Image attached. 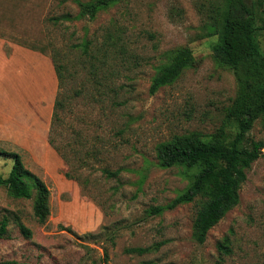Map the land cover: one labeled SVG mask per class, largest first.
Listing matches in <instances>:
<instances>
[{
  "label": "rangeland",
  "instance_id": "374dc122",
  "mask_svg": "<svg viewBox=\"0 0 264 264\" xmlns=\"http://www.w3.org/2000/svg\"><path fill=\"white\" fill-rule=\"evenodd\" d=\"M216 2L121 0L94 19H76L75 0H0V149L19 154L49 190V216L40 224L32 199L12 198L0 187V220H8L0 261L264 264V149L247 170L239 203L208 231L204 243L192 239L194 202L147 213L190 182L183 169L158 165L156 144L188 132L212 134L235 96L234 76L215 62L214 39L207 36ZM86 40L91 43L87 55L74 46ZM259 42L264 51V35ZM40 47L44 53L36 50ZM180 47L192 51L196 65L150 94L157 68ZM53 49L66 66L63 90L51 61ZM59 90L65 102L53 124ZM248 136L264 142V123L256 121ZM71 146L90 151L88 167L78 171L88 180L84 190L66 177L77 174ZM12 163L0 156L1 176ZM103 168L120 172L110 178ZM20 223L31 232L29 238L21 234ZM102 227L119 228L113 246L104 238H85ZM224 237L230 240L226 255L217 248ZM155 243L162 245L142 256L123 252Z\"/></svg>",
  "mask_w": 264,
  "mask_h": 264
},
{
  "label": "trees",
  "instance_id": "16d2710c",
  "mask_svg": "<svg viewBox=\"0 0 264 264\" xmlns=\"http://www.w3.org/2000/svg\"><path fill=\"white\" fill-rule=\"evenodd\" d=\"M121 0H75L78 6L76 19H94L99 12L109 9ZM262 0H217L215 15L208 16L207 36L213 37L211 45L213 58L217 64L228 69L234 76L236 92L230 104L224 109V123L212 134L204 137L198 132L174 135L155 146L157 163L161 168L177 167L190 175L187 187L166 205L150 208L149 215H159L165 210L194 202L196 211L192 223V239L202 244L208 231L224 215L239 203V190L247 178V170L262 156L263 141L253 140L248 133L256 121L264 123V51L259 37L264 35V8ZM214 9V8H213ZM212 11V10H211ZM60 18L67 19V16ZM89 41L75 44L84 54H88ZM33 49V48H32ZM35 50V49H34ZM41 53L45 49L37 48ZM51 61L56 74L58 89L66 82V66L56 50L51 52ZM196 65L192 51L180 47L168 52L166 62L160 64L152 78L149 93L154 94L160 88L174 83L188 68ZM56 95L52 122H59V112L64 107V91ZM91 101L95 100L94 95ZM90 101V102H91ZM48 143L53 142L49 138ZM54 147V146H53ZM67 161L64 152L55 148ZM74 156V171L66 177L75 179L84 190L88 180L78 171L88 167L90 151L76 150L71 146ZM83 153V156L81 155ZM0 156L12 159L10 172L6 177L0 175V187L6 189L15 199H32L34 218L44 224L49 216V190L45 183L24 165L22 158L15 152L0 149ZM107 177H117L120 171L103 168ZM21 234L29 238L31 232L18 224ZM8 220H0V239L7 235ZM118 227L113 231L102 227L98 233L85 234V238L97 240L104 238L113 246ZM230 240L224 237L218 242L222 254L230 253ZM162 243L146 247H128L125 254L142 256L159 249ZM107 251L105 250V258ZM0 264H19L16 260H3Z\"/></svg>",
  "mask_w": 264,
  "mask_h": 264
}]
</instances>
